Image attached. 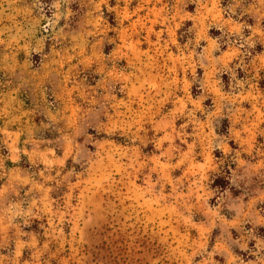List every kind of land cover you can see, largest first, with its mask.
Instances as JSON below:
<instances>
[{"label":"rangeland","instance_id":"rangeland-1","mask_svg":"<svg viewBox=\"0 0 264 264\" xmlns=\"http://www.w3.org/2000/svg\"><path fill=\"white\" fill-rule=\"evenodd\" d=\"M0 264H264V0H0Z\"/></svg>","mask_w":264,"mask_h":264}]
</instances>
